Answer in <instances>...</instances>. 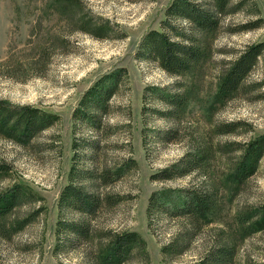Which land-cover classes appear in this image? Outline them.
Returning a JSON list of instances; mask_svg holds the SVG:
<instances>
[{
    "label": "rangeland",
    "instance_id": "1",
    "mask_svg": "<svg viewBox=\"0 0 264 264\" xmlns=\"http://www.w3.org/2000/svg\"><path fill=\"white\" fill-rule=\"evenodd\" d=\"M171 1L0 0V100L58 116L27 146L0 137V165L8 168L0 194L15 185L29 193L0 216V264H96L107 241L124 232L139 234L143 248L123 264H218L220 249L230 254L220 264H264V229L245 235L240 223L264 204V155L245 182L232 177L238 145L264 135V50L241 92L222 106L214 99L238 53L264 44V0H230L208 37L206 61L183 77L136 57ZM84 21L106 32H83ZM113 73V95L86 110L95 124L76 116L88 88ZM176 83L189 91V106L175 125L158 113L162 106L149 89ZM228 124L237 128L216 132ZM168 130L174 132L164 136ZM202 154L187 170L184 164ZM70 184L92 196L91 211L61 206ZM166 191L174 199L213 192L215 204L202 220L151 210V197ZM62 222L85 225L86 236L74 237Z\"/></svg>",
    "mask_w": 264,
    "mask_h": 264
},
{
    "label": "trees",
    "instance_id": "2",
    "mask_svg": "<svg viewBox=\"0 0 264 264\" xmlns=\"http://www.w3.org/2000/svg\"><path fill=\"white\" fill-rule=\"evenodd\" d=\"M229 1L210 0V5L206 6L192 0H172L165 9V19L161 21L159 30H150L142 37L136 57L155 63L161 70L173 77H183L192 73L206 61L210 48L208 37L218 29L220 24L218 16L225 11ZM170 19H183L188 26L180 28L173 25ZM80 27L84 30L83 32H89L99 38L106 32L104 26L98 25L91 28L86 21L81 23ZM263 50V43L249 45L230 62L229 67L223 71L219 79L214 95L216 103L221 106L225 105L243 90V83L251 74ZM117 78L116 73L106 75L89 87L81 101L85 108L78 110L75 115L80 116V119L87 120L90 124H95V117L86 110L91 107H103L102 105L114 93ZM149 90H151L150 94L162 106L158 113L173 124H178L189 106V91H185L179 83H176L174 89L163 86L153 87ZM57 120V115L38 107L17 105L0 100V137L14 144L27 146L35 136L51 128ZM236 128V124H228L218 127L216 132L227 134ZM173 132L168 130L164 136L172 135ZM238 149L241 151V155L235 165L232 177H235L237 183H241L250 178L257 170L264 155V135L238 145ZM204 158L205 155H199L194 160L185 163L184 166L189 170ZM7 170V167L0 165V174L6 173ZM76 174L78 173L73 166L70 178L74 179ZM186 192L177 199H174L167 191L161 192L157 196L154 195L150 199L149 208L155 210L161 206L164 210L171 208V212L188 215L194 220L205 219L215 204L213 192L204 195ZM28 196L29 193L20 185H15L10 191L0 194V216L6 215ZM60 203L61 206L84 211H91L95 207L92 196L87 194L81 186L73 184L65 187L61 193ZM29 219L30 217L23 221L24 225L29 222ZM240 223L245 235L263 230L264 204L254 209L247 218L241 219ZM61 226L62 229L73 232V236L76 238L86 236L87 227L85 225H69L62 222ZM136 248H143V240L136 232L114 234L100 253L96 254V264H123ZM219 252V257L217 256V261H215L218 264L230 256L224 249H220ZM200 264L208 263L203 261Z\"/></svg>",
    "mask_w": 264,
    "mask_h": 264
}]
</instances>
